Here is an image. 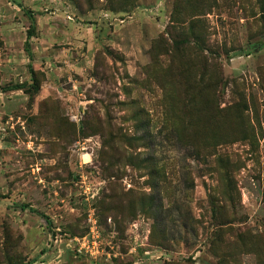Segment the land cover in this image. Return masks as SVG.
<instances>
[{"label": "rangeland", "instance_id": "1", "mask_svg": "<svg viewBox=\"0 0 264 264\" xmlns=\"http://www.w3.org/2000/svg\"><path fill=\"white\" fill-rule=\"evenodd\" d=\"M0 264H264V0H0Z\"/></svg>", "mask_w": 264, "mask_h": 264}, {"label": "built area", "instance_id": "2", "mask_svg": "<svg viewBox=\"0 0 264 264\" xmlns=\"http://www.w3.org/2000/svg\"><path fill=\"white\" fill-rule=\"evenodd\" d=\"M83 161H84V159H83ZM91 161V160H90ZM90 161H84L86 164H88V163H90ZM87 191H88V194H90L91 193V190L89 189V188H87ZM93 228L91 229V232H90V234L84 239V240H86L87 241V243L90 245H92V247H93V249L95 248V246H97L99 243H100V241H101V238H100V233H99V231L97 230H95L96 228H95V222H93Z\"/></svg>", "mask_w": 264, "mask_h": 264}, {"label": "trees", "instance_id": "3", "mask_svg": "<svg viewBox=\"0 0 264 264\" xmlns=\"http://www.w3.org/2000/svg\"><path fill=\"white\" fill-rule=\"evenodd\" d=\"M34 31H35V27H33L31 30H29V32H28V41H30L31 40V38L33 37V35H34ZM29 43V42H28ZM22 208L24 209L25 208V206H22Z\"/></svg>", "mask_w": 264, "mask_h": 264}, {"label": "bare ground", "instance_id": "4", "mask_svg": "<svg viewBox=\"0 0 264 264\" xmlns=\"http://www.w3.org/2000/svg\"><path fill=\"white\" fill-rule=\"evenodd\" d=\"M88 156H90V154L84 155V159L87 160ZM90 161V160H89ZM88 162V161H87Z\"/></svg>", "mask_w": 264, "mask_h": 264}]
</instances>
